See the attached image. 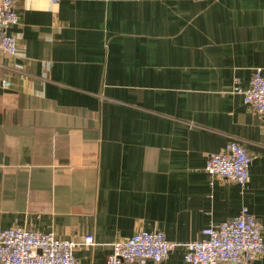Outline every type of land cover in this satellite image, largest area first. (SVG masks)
<instances>
[{"label":"crops","instance_id":"obj_1","mask_svg":"<svg viewBox=\"0 0 264 264\" xmlns=\"http://www.w3.org/2000/svg\"><path fill=\"white\" fill-rule=\"evenodd\" d=\"M14 1L18 53H0V232L74 240L80 264H106L139 231L204 239L243 208L264 237L262 119L234 91L264 69V0ZM231 142L253 160L246 187L205 171Z\"/></svg>","mask_w":264,"mask_h":264},{"label":"built area","instance_id":"obj_2","mask_svg":"<svg viewBox=\"0 0 264 264\" xmlns=\"http://www.w3.org/2000/svg\"><path fill=\"white\" fill-rule=\"evenodd\" d=\"M18 21L15 1L0 0V53L17 55V39L10 28ZM2 85L9 87L11 83L4 80ZM234 91L254 108L264 130V69L254 70L248 88L237 84ZM206 161L205 171L211 176L242 187L251 179L253 160L240 143L231 142L225 151L211 153ZM240 212L229 221L205 228L204 239L184 244L168 241L163 232L139 231L127 240L114 242L106 264H162L179 247L186 249L187 264H255L264 254L263 228L248 208ZM85 242L93 246L94 236H88ZM76 245L74 240L57 238L52 233L6 228L0 232V264H80L75 256Z\"/></svg>","mask_w":264,"mask_h":264}]
</instances>
